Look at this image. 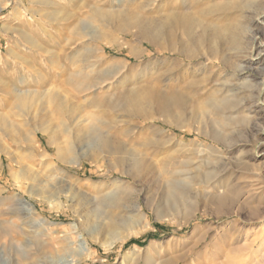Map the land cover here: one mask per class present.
Instances as JSON below:
<instances>
[{
	"label": "rangeland",
	"instance_id": "374dc122",
	"mask_svg": "<svg viewBox=\"0 0 264 264\" xmlns=\"http://www.w3.org/2000/svg\"><path fill=\"white\" fill-rule=\"evenodd\" d=\"M112 1L0 0V264H264V106L169 52L191 0Z\"/></svg>",
	"mask_w": 264,
	"mask_h": 264
},
{
	"label": "bare ground",
	"instance_id": "6f19581e",
	"mask_svg": "<svg viewBox=\"0 0 264 264\" xmlns=\"http://www.w3.org/2000/svg\"><path fill=\"white\" fill-rule=\"evenodd\" d=\"M108 1L112 0H96V3L98 5H103ZM174 1L175 4H185L188 0H173V2ZM191 2L193 3H191L193 11L188 10L178 13L177 10L171 9V14L166 16L168 26L173 27L174 29H181L188 42L186 47H182L177 51L174 50L169 52L172 53V55L175 54V56L182 62L201 60L202 58L204 63L202 62L201 66H203L204 69H210L212 71L216 67L217 70L222 69L224 71L227 70L228 72H232L233 75H235L239 80L247 78L245 81L246 83H239L236 84V86H228L226 83L222 84L227 96L234 97L231 98L233 100H229L228 102L229 105H233L231 107L235 108L242 104V101H239L235 97H240L243 92L249 93V98L250 100L254 99L251 101L256 104L255 106H264V100L259 102L258 99L260 95H262L264 85V42L260 36L261 32L264 35L263 0H191ZM231 11L240 14L238 16L240 17L241 21L239 22L238 26L230 25L220 27L216 25L210 27L209 25L200 24L201 22H198L194 15L197 14L199 16H212L215 17V19H223L225 18L226 14ZM135 26L141 32L142 30H145L146 21L144 19H140L139 23ZM130 27H128L129 30L131 29ZM197 27H199V32H195ZM128 28L126 25H123L121 31L123 33L127 32ZM156 32L157 37H159L162 36L161 32H163V30L159 28ZM221 34L223 35L221 36ZM242 34L245 37H242ZM157 37L155 36V38ZM219 37H225L226 42L231 47H233L231 50L233 53L231 55H219L218 52L214 50L215 48H209V50L204 51V53L199 50V47H205L206 44L213 42ZM32 45L38 51L43 50V47L40 46V43H38L36 40H32ZM199 56L200 59H198ZM232 58L236 59V61H240V63L234 65ZM202 69L200 67H196L193 71L200 73ZM249 72H253L254 74L260 76L261 81L253 82L251 78L253 75H249ZM147 120L149 121V119ZM139 167L140 163L134 162V168L138 169ZM134 176L135 175H132L131 178L133 179ZM218 188L219 187H215L212 190L216 191ZM64 242L66 248L68 249L72 248V246L75 247V243L72 241V238L67 237L65 238ZM81 249L82 252H78L77 256L81 258H87L90 255V251L83 245ZM36 259L39 264L49 263L47 260L48 258L44 259L38 257ZM68 263L69 262H65L64 264Z\"/></svg>",
	"mask_w": 264,
	"mask_h": 264
},
{
	"label": "trees",
	"instance_id": "16d2710c",
	"mask_svg": "<svg viewBox=\"0 0 264 264\" xmlns=\"http://www.w3.org/2000/svg\"><path fill=\"white\" fill-rule=\"evenodd\" d=\"M137 244H139L138 241H129L127 245L129 246V245H137Z\"/></svg>",
	"mask_w": 264,
	"mask_h": 264
}]
</instances>
